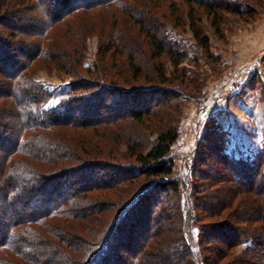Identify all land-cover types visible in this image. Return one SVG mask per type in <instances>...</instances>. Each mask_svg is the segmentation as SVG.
<instances>
[{
  "label": "trees",
  "instance_id": "trees-1",
  "mask_svg": "<svg viewBox=\"0 0 264 264\" xmlns=\"http://www.w3.org/2000/svg\"><path fill=\"white\" fill-rule=\"evenodd\" d=\"M181 6L205 52L197 12L217 32L221 12L238 13L218 0H0V264H264V151L230 156L215 138L187 182L174 177L164 60L183 54L163 28L180 26ZM40 70L74 78L53 106Z\"/></svg>",
  "mask_w": 264,
  "mask_h": 264
},
{
  "label": "rangeland",
  "instance_id": "rangeland-1",
  "mask_svg": "<svg viewBox=\"0 0 264 264\" xmlns=\"http://www.w3.org/2000/svg\"><path fill=\"white\" fill-rule=\"evenodd\" d=\"M218 1L233 5L238 13L221 12L217 32L212 19L197 12L198 25L208 38L207 52L193 39L183 6L180 26L167 20L163 28L183 54L177 68L170 60H164V69L169 81L165 88H172L176 97L172 101L178 138L170 157L174 177L186 182L198 154L204 157L203 153L208 151L205 144L213 143L215 138L223 141L220 153L230 156L253 160L264 151V0ZM97 45V37L86 39L83 63L91 70ZM147 64L150 67L145 75L154 80L151 62ZM35 79L52 94L50 106L68 92L74 81L56 70H40Z\"/></svg>",
  "mask_w": 264,
  "mask_h": 264
}]
</instances>
